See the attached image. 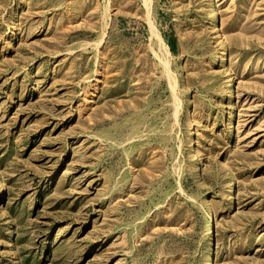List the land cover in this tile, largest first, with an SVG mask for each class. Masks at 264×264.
<instances>
[{"label":"rangeland","instance_id":"rangeland-1","mask_svg":"<svg viewBox=\"0 0 264 264\" xmlns=\"http://www.w3.org/2000/svg\"><path fill=\"white\" fill-rule=\"evenodd\" d=\"M0 264H264V0H0Z\"/></svg>","mask_w":264,"mask_h":264},{"label":"bare ground","instance_id":"bare-ground-1","mask_svg":"<svg viewBox=\"0 0 264 264\" xmlns=\"http://www.w3.org/2000/svg\"><path fill=\"white\" fill-rule=\"evenodd\" d=\"M213 19V18H212ZM216 30H218V29H216ZM12 33V32H11ZM226 55V52H224V56ZM225 59L224 58H222L221 60H220V63H223V61H224ZM216 66V65H215ZM229 93L230 92H227L226 94H225V96L227 97V96H229ZM252 116V115H251Z\"/></svg>","mask_w":264,"mask_h":264},{"label":"trees","instance_id":"trees-1","mask_svg":"<svg viewBox=\"0 0 264 264\" xmlns=\"http://www.w3.org/2000/svg\"><path fill=\"white\" fill-rule=\"evenodd\" d=\"M172 49L174 48L173 45H171Z\"/></svg>","mask_w":264,"mask_h":264}]
</instances>
